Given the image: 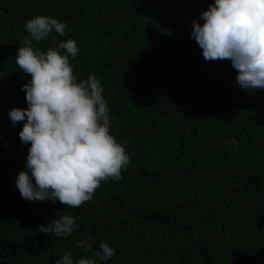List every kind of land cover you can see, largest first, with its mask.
I'll return each instance as SVG.
<instances>
[{
  "label": "trees",
  "instance_id": "1",
  "mask_svg": "<svg viewBox=\"0 0 264 264\" xmlns=\"http://www.w3.org/2000/svg\"><path fill=\"white\" fill-rule=\"evenodd\" d=\"M212 3L0 0V264L88 257L101 241L116 250L107 264H264V90L242 89L231 61H206L191 38ZM36 15L67 23L39 47L76 42L73 73L101 81L110 132L130 158L76 208L25 200L15 184L30 144L8 112L27 107L30 76L15 58ZM58 212L75 218L72 236L39 232Z\"/></svg>",
  "mask_w": 264,
  "mask_h": 264
},
{
  "label": "clouds",
  "instance_id": "2",
  "mask_svg": "<svg viewBox=\"0 0 264 264\" xmlns=\"http://www.w3.org/2000/svg\"><path fill=\"white\" fill-rule=\"evenodd\" d=\"M191 25V38L206 61L230 60L242 89L264 90V0H214ZM24 28L27 35L15 62L30 76L21 88L27 107L10 109L8 117L13 126L23 122L19 138L30 147L15 184L25 200L59 201L76 208L93 199L102 181H119L130 158L110 132V109L101 81L95 75L78 81L73 73L70 58L80 51L76 42L67 39L39 47L53 32L66 36L67 23L36 15ZM57 215L58 219L39 225V232L72 236L77 230L75 218ZM76 247L93 248L85 239ZM115 254L107 241H101L92 256L74 258L72 251H64L54 264H107Z\"/></svg>",
  "mask_w": 264,
  "mask_h": 264
}]
</instances>
